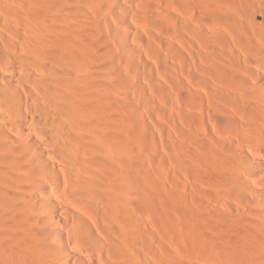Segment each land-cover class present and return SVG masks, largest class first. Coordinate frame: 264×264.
Returning <instances> with one entry per match:
<instances>
[{
  "label": "bare ground",
  "instance_id": "6f19581e",
  "mask_svg": "<svg viewBox=\"0 0 264 264\" xmlns=\"http://www.w3.org/2000/svg\"><path fill=\"white\" fill-rule=\"evenodd\" d=\"M189 1L194 19L185 0H0V264L172 263L152 220L177 189L133 133L158 153L139 110L162 97L193 141L170 142L174 166L200 171L194 261L264 264V0Z\"/></svg>",
  "mask_w": 264,
  "mask_h": 264
},
{
  "label": "rangeland",
  "instance_id": "374dc122",
  "mask_svg": "<svg viewBox=\"0 0 264 264\" xmlns=\"http://www.w3.org/2000/svg\"><path fill=\"white\" fill-rule=\"evenodd\" d=\"M185 2H187V3H185V4H180L181 6H177V10L178 11H180L181 12V14H182V12L184 13L183 15H186V16H189L190 18H192V19H194L195 17H196V15H197V11L198 10H196L197 9V6L195 7V5L196 4H194V2H191L190 4H189V0H185ZM185 5V6H184ZM186 6H188V8L186 7ZM192 6V7H191ZM185 7V9H182V8H184ZM181 8V9H180ZM183 10V11H182ZM187 10H188V13H187ZM191 13H190V12ZM260 13V12H259ZM259 13H258V17H256L255 19H256V22H259V23H261V21H263L264 20V16L260 13V15H259ZM184 36V38L187 36V34L185 35V33L183 34ZM189 35V34H188ZM190 37L188 38V37H186L185 39L187 40V39H189L188 41H189V43L191 44V45H193L194 47H192V49H193V54H194V56L196 57V51L198 52L199 50H200V47H199V42L197 41V39H192L193 37L194 38H196L195 36H193L192 38H191V35H189ZM191 38V39H190ZM194 40H196V42H194ZM190 41H192V42H194V43H192V42H190ZM196 45V46H195ZM197 47V48H196ZM198 49V50H197ZM153 58V57H152ZM152 58L150 57V62L153 64V65H157L159 68H160V70H159V73L157 74V76H156V79L161 83V85L162 86H169L170 85V80H172V82H173V77L172 76H170L166 71H163V69H164V67H163V69H162V64H160V66H159V63L158 64H156L157 63V61H156V63H155V60L153 59L152 60ZM153 61V62H152ZM196 63L197 64H199V65H202V66H208V64L209 63H207V62H200V61H198L197 59H196ZM155 63V64H154ZM190 63H191V65H192V62L188 59V64L190 65ZM203 63H206V64H203ZM190 65V66H191ZM185 67H186V64L185 63H181V62H178V64L176 65V67H175V69H174V72H177V74L179 75L180 74V76L179 77H182L181 79H183V74L185 73ZM164 72V73H163ZM167 73V75H166V73ZM179 72V73H178ZM164 75V76H163ZM170 76V77H169ZM172 78V79H171ZM149 84V83H148ZM152 85H153V87L155 88V87H157V85L156 84H153L152 83ZM164 86V87H165ZM163 99V100H162ZM162 101V102H161ZM164 102V103H163ZM169 103V101L168 102H166L165 101V99L162 97V98H160V99H157L156 101H155V104L152 106V108H147V107H145V108H142V107H144L142 104H140V106L142 105V107H140V110H139V113H141V115L140 116H142V117H140L141 119H142V121H143V123L142 124H144L143 126H145V129L147 130V132H149L148 131V129H150V131L152 132V136L153 137H151V139H150V141L152 142V143H154V146H156V148H157V151H158V153L156 154V155H152V154H150V152H149V150H148V148H147V146H146V141H147V139L145 138V134L144 133H142V132H139L138 130H134L133 131V133L136 135V140H137V145H138V155L141 157V158H144V159H148V161L146 162V163H149V159L150 160H152V163L150 162L148 165H147V169H149L148 171H150V175L152 176V178L154 179V182H155V180H156V182H161V185H162V187L163 188H165V190L164 191H166V194H167V191L169 192L170 191V189H171V191H172V188H175V189H177V191H175V189H174V191L176 192V196H175V201H176V203H177V206H176V204H175V206H176V208H175V206H174V208H175V210L173 211V209L174 208H172V206L170 207L171 209H168L167 210V207L168 206H166V207H164V208H160V210H162L163 209V212L164 213H162V211H161V214H162V217H165V216H163L164 214H169L168 216H169V219H168V216L166 217V223L167 224H164L165 222H160L159 220H157V218L156 217H158V216H160V211L157 209V210H153L154 212H152V215H153V217H155V219L157 220V222L156 221H154L153 222V220H154V218H153V220H152V230H153V232H154V235L155 234H157V236L158 237H156L155 236V239L156 238H161V232L164 230V229H166L165 231H166V233H167V235H169V236H171L170 238H169V242H167L166 241V238H168L169 236H167L166 234H165V232H164V234H163V232H162V235H165V236H167V237H164V236H162V238H161V241L163 240V239H165V241L167 242H161V246H162V244L164 245V244H167L166 245V247H168V249H169V253L170 254H168L169 255V257H172V258H170V259H173V261L171 260V264H174V263H177V264H197L196 263V261H194V252H195V245H194V241H193V236L192 235H194V234H192V233H194L195 232V230L194 229H196L195 228V226L197 225V222L194 220H190V218H188L186 215H187V213H189L190 214V211H191V214L190 215H192V217L194 216L193 215V213L192 212H194V211H192V209H194L195 208V206H196V202H193V201H196L195 199V195H196V193L198 194V192H199V189L201 188V186H200V171L198 172V170H197V162H195L194 163V165H190L189 163H188V161H190L189 160V157H187V155H184V159L186 160L187 159V164H188V166H187V164H186V166L187 167H184L183 169V172L182 171H179V173H178V171H177V167L176 166H174V159L172 158L173 156L171 155V153H170V149H169V147H170V145H171V143H175V144H179V145H184V146H186V145H188L189 144V139H188V136H189V134H190V127L181 119V113L183 112V104L181 103V102H174V103H171V105H170V103ZM177 103V104H176ZM179 103H181V105L179 104ZM168 104V105H167ZM174 104H176L175 106H173ZM178 108V109H177ZM155 109H157V110H154ZM196 112H195V114L199 111V108L198 107H196ZM152 111V112H151ZM165 112H166V114H165ZM181 112V113H180ZM168 113V114H167ZM169 116V117H168ZM181 116V117H180ZM178 118V119H177ZM174 119V120H173ZM173 120V121H172ZM140 121V120H139ZM166 122H168V123H166ZM175 125H176V127H175ZM179 125V126H178ZM147 126V127H146ZM170 126H172V128L170 127ZM170 127V128H169ZM182 127V128H181ZM178 128V129H177ZM179 131H181V132H179ZM186 131V132H185ZM180 133V134H179ZM186 135H185V134ZM172 134V135H171ZM179 134V135H178ZM182 134H184L185 135V137H184V135L182 136ZM172 136V137H171ZM171 137V138H170ZM181 137V138H180ZM187 138V140H185V139H183V138ZM142 140H146V141H143L142 142ZM171 140V141H170ZM176 141V142H175ZM141 142V143H140ZM171 142V143H170ZM177 142H179V143H177ZM140 143V144H139ZM191 143V145L193 144V141L192 142H190ZM141 145V146H140ZM146 147V148H145ZM145 152V153H144ZM147 155V156H146ZM171 155V156H170ZM144 156V157H143ZM190 158H194V157H190ZM157 159V160H156ZM159 159V160H158ZM146 161V160H145ZM154 161V162H153ZM173 163V164H172ZM189 165H190V167H189ZM193 166H195V167H193ZM169 167V168H168ZM171 167H176L175 168V170H174V168L172 169ZM189 167V168H188ZM188 169V171H187V169ZM152 171H151V170ZM190 169V170H189ZM172 170H173V172L175 171L176 173H172ZM196 170V171H195ZM170 172V173H169ZM186 172V173H185ZM190 174H189V173ZM155 173L157 174V175H155ZM185 176V177H183V175ZM198 174V175H197ZM153 175H154V177H153ZM177 176L176 178L174 177V176ZM191 175V176H190ZM158 176V177H157ZM198 176V177H197ZM165 177V178H164ZM169 177V178H168ZM178 177H179V179H178ZM159 178V179H158ZM170 178H171V180H170ZM196 179H198V180H196ZM172 180H173V182H172ZM176 180H179V181H176ZM181 180V181H180ZM168 181V182H167ZM177 182V183H174V182ZM160 182H159V184H160ZM173 183V184H172ZM181 183V184H180ZM197 183V184H196ZM199 183V184H198ZM179 186H178V185ZM161 185H160V187L159 188H161ZM175 185H177V186H175ZM182 185V186H181ZM187 185V186H186ZM192 185V186H191ZM197 185V186H196ZM167 186V187H166ZM172 186V187H171ZM199 186V187H198ZM171 187V188H170ZM153 189V191L154 192H157L156 190H157V188H156V185H153V187H152ZM158 188V189H159ZM167 188V189H166ZM168 188H169V190H168ZM181 188H183L182 189V191H181ZM197 188V189H196ZM178 189H179V191H178ZM170 191V192H171ZM178 193V194H177ZM182 194V195H181ZM179 196V197H178ZM186 196V197H185ZM166 198V196H164V199ZM193 198H194V200H193ZM159 199H160V197H159ZM180 199V200H179ZM156 200H158V199H156ZM155 200V201H156ZM158 201H156V204H158L157 203ZM180 202H182L181 203V207H180ZM155 203V202H154ZM156 204H154V208H157L158 206L156 205ZM185 204H186V206H185ZM156 205V206H155ZM192 205V206H191ZM179 206V207H178ZM193 206H194V208H193ZM186 207H188V208H186ZM153 208V209H154ZM180 208H181V210H180ZM176 209H177V213H176ZM190 209V210H189ZM168 211V213H167V211ZM171 210V212H169ZM159 211V213H157V212ZM181 211V212H180ZM184 211H185V213H184ZM174 213V215H173V213ZM157 213V214H156ZM178 213H180V215L178 214ZM185 215H184V214ZM177 214V215H176ZM183 214V215H182ZM175 215H176V217H178V220H176V218H174L175 217ZM189 215V216H190ZM183 217V218H182ZM172 219V221L170 222L169 220H171ZM187 218V219H186ZM182 219L184 220V221H182ZM188 219H189V221H188ZM175 221H177V222H175ZM191 221V222H190ZM159 222V223H158ZM174 222V223H173ZM187 222V223H186ZM190 222V223H189ZM155 223H158V225L157 224H155ZM169 223H170V225H171V227H173V229L172 228H170V227H167L168 225H169ZM173 225H172V224ZM184 223H186V225L184 224ZM160 224H162L161 226H160ZM163 224H164V227H163ZM189 224V225H188ZM175 225V226H174ZM188 225V226H187ZM194 227H193V226ZM158 226H160L159 227V229H158ZM185 226V227H184ZM187 226V227H186ZM190 227V228H189ZM162 228V229H161ZM164 228V229H163ZM175 228V229H174ZM186 228V229H185ZM168 229V230H167ZM172 230V231H169V230ZM168 231H169V233H168ZM191 232V233H190ZM181 234V235H180ZM186 234V235H185ZM190 234H192V235H190ZM189 238H188V237ZM190 236H192V238L190 239ZM177 237V238H176ZM182 238V239H181ZM189 239V240H188ZM157 240V239H156ZM155 240V242H154V244L157 246V244H160L158 241H160V240H158V241H156ZM164 241V240H163ZM176 241V242H175ZM182 243V244H181ZM190 244V245H189ZM160 246V245H159ZM165 246V245H164ZM163 246V247H164ZM165 247V249H167ZM193 247H194V249H193ZM167 249V250H168ZM171 249V250H170ZM191 250V251H190ZM192 250L194 251V252H192ZM173 251H175V252H173ZM191 253V254H190ZM173 254V255H172ZM188 255V256H187ZM180 256V257H179ZM190 256V257H189ZM193 256V257H192ZM192 257V258H191ZM193 259V260H192ZM176 260V261H175ZM175 261V262H174ZM180 261V262H179Z\"/></svg>",
  "mask_w": 264,
  "mask_h": 264
}]
</instances>
